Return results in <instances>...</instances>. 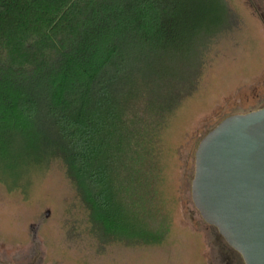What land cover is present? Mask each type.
I'll list each match as a JSON object with an SVG mask.
<instances>
[{"label":"trees","instance_id":"trees-1","mask_svg":"<svg viewBox=\"0 0 264 264\" xmlns=\"http://www.w3.org/2000/svg\"><path fill=\"white\" fill-rule=\"evenodd\" d=\"M227 18L224 0H0V183L59 161L88 235L157 243L132 186Z\"/></svg>","mask_w":264,"mask_h":264},{"label":"rangeland","instance_id":"rangeland-1","mask_svg":"<svg viewBox=\"0 0 264 264\" xmlns=\"http://www.w3.org/2000/svg\"><path fill=\"white\" fill-rule=\"evenodd\" d=\"M224 2L228 18L197 84L153 134L132 186L129 202L158 242L102 245L88 235L86 214L55 161L30 174L23 190L0 183L1 263L244 264L191 198L202 138L225 118L264 107V0Z\"/></svg>","mask_w":264,"mask_h":264},{"label":"water","instance_id":"water-1","mask_svg":"<svg viewBox=\"0 0 264 264\" xmlns=\"http://www.w3.org/2000/svg\"><path fill=\"white\" fill-rule=\"evenodd\" d=\"M191 198L244 264H264V107L229 116L202 138Z\"/></svg>","mask_w":264,"mask_h":264}]
</instances>
